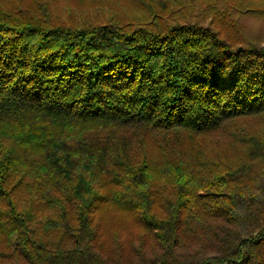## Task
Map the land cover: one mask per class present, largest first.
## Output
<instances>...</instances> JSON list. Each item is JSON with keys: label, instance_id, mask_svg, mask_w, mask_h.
Wrapping results in <instances>:
<instances>
[{"label": "trees", "instance_id": "trees-1", "mask_svg": "<svg viewBox=\"0 0 264 264\" xmlns=\"http://www.w3.org/2000/svg\"><path fill=\"white\" fill-rule=\"evenodd\" d=\"M136 1L150 23L0 0V264H264V45Z\"/></svg>", "mask_w": 264, "mask_h": 264}, {"label": "rangeland", "instance_id": "rangeland-1", "mask_svg": "<svg viewBox=\"0 0 264 264\" xmlns=\"http://www.w3.org/2000/svg\"><path fill=\"white\" fill-rule=\"evenodd\" d=\"M37 6L47 4L51 14L65 23H99L110 18L148 24L151 14L136 0H22ZM154 8L164 10L171 21L194 22L209 25L225 33H236L241 38L258 41L264 45V17L251 13L248 0H145ZM160 2H165V6ZM262 3H256L261 5ZM104 226L108 239L126 248L139 246L140 227L133 218L110 211Z\"/></svg>", "mask_w": 264, "mask_h": 264}]
</instances>
